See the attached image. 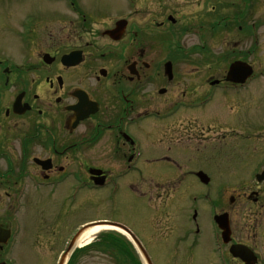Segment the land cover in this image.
<instances>
[{"label": "flooded vegetation", "instance_id": "flooded-vegetation-1", "mask_svg": "<svg viewBox=\"0 0 264 264\" xmlns=\"http://www.w3.org/2000/svg\"><path fill=\"white\" fill-rule=\"evenodd\" d=\"M60 1L55 20L31 27V58L0 56V264H56L47 254L64 245V211L84 188L144 199L148 177L160 202L171 189L182 207L178 261L181 250L188 264H264V40L252 5L230 6L209 28L200 16L193 32L209 36L187 50L176 22L150 15L146 0ZM165 32L177 37L171 48ZM185 59L190 68H178ZM235 61L251 67L238 70L244 79L229 77ZM148 142L159 153L145 178H126ZM224 213L229 233L215 219Z\"/></svg>", "mask_w": 264, "mask_h": 264}, {"label": "rangeland", "instance_id": "rangeland-1", "mask_svg": "<svg viewBox=\"0 0 264 264\" xmlns=\"http://www.w3.org/2000/svg\"><path fill=\"white\" fill-rule=\"evenodd\" d=\"M47 0H0V55H17L19 60L13 61L17 63L25 62L27 58H31V19L37 13H46L47 10L44 7V3ZM253 7L251 5L249 14L252 15L255 20L259 21L260 25V37L261 42L264 40V0H253ZM51 3V9L55 4V0H49ZM47 2L49 6L50 3ZM205 2V3H204ZM233 2L240 3V0H146L148 10L150 15L154 16L157 11H163L165 15L172 14L177 18V23L175 28L179 29L178 41L179 43L188 48V46L201 42L202 36L194 33H183L181 28L185 24L199 15L207 16L205 11L210 12L212 6H219L225 4H231ZM60 3V2H58ZM226 13V11H225ZM229 12L227 11L226 14ZM39 17V16H37ZM36 20H40L37 19ZM165 18V17H164ZM179 20V21H178ZM24 31H29V39H26L27 36H23L22 33L26 34ZM150 31V30H149ZM177 35V34H176ZM151 39H156L157 35H152ZM166 39V45L171 48L173 42L176 41L177 37L171 33L162 34ZM209 35L205 34L203 39L208 38ZM207 40V39H206ZM230 37H227L225 41H229ZM30 43V44H29ZM215 44L217 47L220 46V43H223L222 40H210L209 44ZM165 44L161 46L165 47ZM29 46V47H28ZM15 49V50H14ZM12 52V53H10ZM27 53V54H26ZM196 64H198L199 59H196ZM178 68H190V60L185 61L181 60L178 62ZM159 153V149L155 144L148 142L145 147V150L142 152V156L139 158L136 167L131 171L130 175L126 178H132L133 180H138L139 176L145 178V174L149 171L148 165L152 159H154ZM154 174V173H153ZM124 178V179H126ZM227 183H232L236 178L229 176L227 178ZM148 193L152 194V200L141 199L134 195V192L131 193V196L125 201H119L113 199L110 195L107 197V192L99 193L98 197H95L92 193L89 194L86 191L83 192L81 198L73 204H70L67 211H64V214L67 217V222L69 228L64 232L65 236H70L77 227L81 224L93 223L98 220H114L119 221L127 225L141 240V242L147 248L151 258L155 261L156 264H173V260L176 259L172 243L175 234L170 233L172 226L177 227V209L181 208L179 205H175L171 202L172 195L168 197V192L173 194L171 189H165L162 202L157 198L156 190L154 188V183L149 182ZM95 194V193H94ZM97 194V193H96ZM155 194V195H154ZM168 194V195H167ZM154 195V196H153ZM91 197V198H89ZM89 198V199H88ZM73 205V206H72ZM167 205V206H166ZM32 209V207H31ZM187 213L188 209H187ZM185 222L184 226H186ZM110 232L111 230H106ZM105 231V232H106ZM117 238L126 239L123 235L116 233ZM98 236V235H97ZM104 242L105 238L102 236L100 238H95ZM94 240V241H95ZM124 242V241H123ZM128 244V243H127ZM182 246L186 247V243H181ZM78 245L76 246L77 251ZM73 250L70 252L72 253ZM123 249V248H122ZM129 249V247H128ZM127 249V251H129ZM58 248L55 247L49 254H47V262L51 261L52 257L58 253ZM131 251L137 258H140L139 255L135 252L133 248ZM180 255L185 257V262L183 264H188L186 259V253H181ZM114 259L108 254L107 251L99 252L93 250L89 254L85 255L78 264H123L129 262V260L124 257H119L118 252L113 254ZM178 262V261H177ZM31 263L39 264L41 261H38L37 256L31 260Z\"/></svg>", "mask_w": 264, "mask_h": 264}, {"label": "water", "instance_id": "water-1", "mask_svg": "<svg viewBox=\"0 0 264 264\" xmlns=\"http://www.w3.org/2000/svg\"><path fill=\"white\" fill-rule=\"evenodd\" d=\"M71 58H72V55L67 56L66 58H64V60L67 59V60L69 61V60H71ZM68 61H67V63H70V64L75 63V62H73V61H69V62H68ZM166 67H167V69L170 70V69H171V64H170V63H167ZM263 174H264V173H263ZM219 219H221V218H219ZM223 220H224V218H222V221H223ZM224 221H225V224L222 223V224H223L222 227H224V228H226V229L229 230L228 222H227L226 220H224ZM114 226H116V227H118V228L124 230L125 232H127V233L133 238V240L135 241V243H136V245L138 246L140 252H141L142 255L144 256V258H145L147 264H152V262H151V260H150V258H149V256H148V254H147V252L145 251V249L143 248V246L141 245V243L139 242V240H138V239H137V238L131 233V231L128 230L126 227L120 225V224H114ZM237 253H238V252H237Z\"/></svg>", "mask_w": 264, "mask_h": 264}, {"label": "bare ground", "instance_id": "bare-ground-1", "mask_svg": "<svg viewBox=\"0 0 264 264\" xmlns=\"http://www.w3.org/2000/svg\"><path fill=\"white\" fill-rule=\"evenodd\" d=\"M111 226H93L89 227L87 230L83 232L78 240V246H85L93 241L94 236L101 232L102 230L111 229Z\"/></svg>", "mask_w": 264, "mask_h": 264}, {"label": "trees", "instance_id": "trees-1", "mask_svg": "<svg viewBox=\"0 0 264 264\" xmlns=\"http://www.w3.org/2000/svg\"><path fill=\"white\" fill-rule=\"evenodd\" d=\"M109 240H111V242L115 243L116 245H122V241L117 239V238H115V237H113V238L111 237V239H109ZM109 240L106 239L105 242L107 244H110L111 242Z\"/></svg>", "mask_w": 264, "mask_h": 264}]
</instances>
